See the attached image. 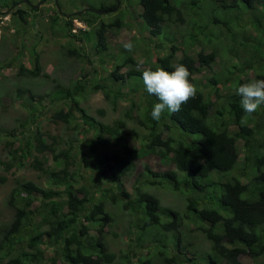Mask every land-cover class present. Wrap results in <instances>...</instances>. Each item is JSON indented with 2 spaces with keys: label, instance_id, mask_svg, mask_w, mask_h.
Returning <instances> with one entry per match:
<instances>
[{
  "label": "trees",
  "instance_id": "obj_1",
  "mask_svg": "<svg viewBox=\"0 0 264 264\" xmlns=\"http://www.w3.org/2000/svg\"><path fill=\"white\" fill-rule=\"evenodd\" d=\"M126 1L130 6L132 1ZM12 3L14 5L18 1L0 0L1 6L6 9L12 7ZM137 3L142 8L136 17L139 29L149 33L152 38H157L158 41H154L163 51L170 49L165 54L158 55L155 63L151 62V57H147L146 60L149 59L150 63L146 60L143 62L148 64L147 67H142L135 55L125 51L123 47L105 61L109 49L107 33L123 26L126 12L120 11L111 21H96L102 15L98 9L109 12L117 8L119 0L109 4L102 3L100 8L90 3L83 11H75L74 17L70 16L65 22L68 37L93 43L104 63L108 67L114 66L109 72V80L120 82L119 85L115 89L107 84L96 86V89L104 90L105 99L112 106L110 110H98V116L103 120L80 106L77 94L84 92L80 79L72 80L73 85L70 86L62 85L55 79L56 85L52 93L39 94L41 99L50 95L54 101L72 100L81 111L82 118V122H77L75 128L80 132L92 131L86 141L87 158L101 175L112 178L113 184L108 187L99 185V196L84 183L80 184L83 178L79 180V167L70 169L76 162V156L72 153L74 150L79 151L77 148L80 147L76 138L70 139L66 148L59 149L60 137L37 127L36 130L30 129L28 142L24 145L13 148V142L9 140L10 160H0L5 170L16 164L23 165L31 150L36 149L42 156L35 157L33 167L47 175L48 186H42L34 180L16 179L17 184L9 198V204L15 208L14 218L0 228V258H7L5 264H44L46 259L50 262L45 264H57V258H62L67 264H118L117 254L110 251L106 238L109 230L107 227L116 221V215L106 207L109 202L129 215V230L134 223L138 229L134 243H141L140 247L148 239L146 233H173L176 249H173L172 255L166 250L167 243L159 244L155 241L144 256L134 255L140 264H157L156 260L162 264H178L176 251L192 256L179 264H247L241 260L243 253L251 254L256 260L264 256V105L251 117L243 112L236 89L253 79H243L231 69L240 68L239 73L253 70L256 79H264V0H137ZM132 7L134 8V2ZM183 7L202 18V21L208 18L214 25L223 26L227 33L232 34L234 41L235 35L240 33L235 31L234 23L245 29L250 24L254 29L255 35L240 41L246 47V41L251 40L250 49L247 50H253L252 57L247 52L248 58L243 57L244 61L241 59L235 65L228 66L231 70L226 71L229 73L227 81L231 82L232 88L223 94L219 89L223 84L221 75L216 73L211 77L209 85L216 90V99L213 101V92H205L200 87L199 79L193 76L203 72L206 67H212L219 53L215 49L208 52L206 47H201L196 53L190 49L192 42L201 40L195 32L202 33L207 24L195 22L189 36L184 34L180 57L176 55L180 45L175 41V34H170L166 27L170 19L184 21ZM79 11L82 12L78 13ZM18 13L26 21V11L19 9ZM245 13L251 15L241 23L239 20ZM74 18L85 21L86 28H80L79 33L72 32ZM164 42H170V46L166 47ZM76 52L79 54L77 50L71 51ZM224 54L226 55V51ZM234 57L238 59V56ZM226 60L229 59L222 57L223 63ZM176 64H183L189 69V79L196 86L197 95L183 104L180 112H165L159 121H155L150 113L157 99L145 91L142 72L148 68L172 71ZM40 69L37 55L35 68L28 69L22 64L20 74L28 73L36 77L40 74ZM123 84L129 86L126 93L134 96L137 94L139 101L134 97H125L130 99L129 106L122 108L119 117L110 119L108 111L113 115L117 113L118 100L125 95L122 93ZM25 92L30 93L31 100L36 98L30 88L24 87L18 88L17 97ZM25 101L23 105L28 102ZM28 109L34 122L37 118L34 117L36 110ZM132 112H136V115L133 116ZM52 119L71 124L74 117L60 109ZM134 120L137 124L133 123ZM130 123L132 127L128 129ZM82 124L86 125L84 130H80ZM137 125L146 129L147 133L138 146H133L127 142V137L140 138ZM16 134L12 131L7 136ZM47 137H51L52 141L49 142ZM47 151L53 153L55 167L45 166ZM151 154L159 156L162 165L172 166L157 171L146 164L144 171L137 176L133 190L127 191L124 177L136 169L137 158ZM146 171L154 178L151 179ZM5 180L6 176L1 175L0 182ZM156 185L170 186L174 191L181 190L185 194L186 216L196 222L195 228L211 242V249L203 251L200 262L184 241L179 211L162 205L160 198L147 189ZM37 200L40 204L32 208ZM38 214L43 215L42 221L37 220ZM25 234L28 236L29 250L22 249L17 255H13V250L22 243ZM46 242L59 245L54 255L49 257L42 247ZM153 245L158 249H153ZM132 257L129 253L122 254V264H132Z\"/></svg>",
  "mask_w": 264,
  "mask_h": 264
},
{
  "label": "rangeland",
  "instance_id": "obj_2",
  "mask_svg": "<svg viewBox=\"0 0 264 264\" xmlns=\"http://www.w3.org/2000/svg\"><path fill=\"white\" fill-rule=\"evenodd\" d=\"M11 1V0H10ZM18 3H12V7L9 9L3 8L0 4V160L8 161L10 160L9 140L13 142L12 147L16 148L21 144H26L30 136V129L36 130L39 127L42 131H46L51 135H58L61 139L59 143V149H64L68 146V141L72 138H76L78 143L77 149L79 151H73L75 155V164L70 166V169L78 168L80 184L84 183L87 185L92 192H95L96 196L101 195V189L98 188L99 185L102 187H108L113 184L112 178L109 176H103L102 173L95 170L92 162L87 158V139L90 138L92 131L90 132H80L75 128L77 122H82L80 117L81 111L76 107L72 100H60L54 101L52 96L46 95L43 99L39 97V94L52 93L53 87L56 85L55 79H58L62 85L70 86L73 85L72 80L80 79L84 85V92L82 94H77L80 100V106L85 107L88 112L94 116H98V110L100 108H106L110 110L112 106L108 104L105 99V93L103 89H96L97 84H107L115 89L120 82H115L109 80V72L114 68L108 67L102 56L96 53L95 46L93 43H86L85 40L80 41L79 39L70 38L67 36V28L65 27L66 19L74 15V12L78 9L83 11L84 7L90 5H96V8H100L102 3L109 4L116 0H17ZM134 2V8H131L126 0H119V5L117 8L110 10L109 12H102L100 18H96V21L101 19L105 21H111L115 18L120 11L126 12V18L124 19V24L118 30H109L107 33V41L109 45L108 55H105V61L108 60L113 54L118 52L122 48L123 42L131 39L135 43V48L132 53L135 55L136 59L142 63V67H147L150 60H146L147 57H151V62L155 63L158 55L165 54L170 51L167 49H160L155 41L157 38H152L149 33L142 32L139 29V20L136 17L141 12V5L137 3V0H131ZM60 7V12L58 10V4ZM31 3L32 5H30ZM128 7V8H127ZM126 8V10H125ZM130 8V9H129ZM19 9L26 11L24 15L26 21L21 19ZM184 21L169 20L166 23L167 30L171 34H175V41L180 45V50H177V56L182 55L183 40L185 38L184 34L188 37L189 31H192V26L196 23L207 24V28L203 29V32H195L201 40H195L191 43V52L196 53L201 47H206V51L210 52L216 50L219 53L217 61L212 67H206L203 72L195 74L193 77L199 79L200 87L203 90L211 91V100L216 99V90L209 85L211 77H214L216 73H219L222 78V85L219 87L223 94L232 88L231 82L227 81L229 73L227 70H231L234 74H239L243 79L254 77V71L249 70L245 73H239L240 68H229L235 65L237 61L240 62L245 60L243 57H252L249 41L246 47L240 43L246 37L255 35L253 28L248 24L247 29L238 26L237 23L233 24L235 31H240L239 34L235 35L236 40H232L231 33H227L223 26L214 25L208 20V18H202L196 14H192L187 7H183ZM79 11L78 13H81ZM60 15V16H58ZM250 13H245L242 15L241 23L245 22ZM57 17L55 20L54 18ZM74 17V16H73ZM202 21V22H201ZM85 21L80 18H74L73 20V30L72 32L79 33L80 26H84ZM196 22V23H195ZM239 23V22H238ZM77 29L76 30L74 29ZM85 29V28H82ZM143 37H145L143 39ZM155 39V41H154ZM148 41L149 43H146ZM154 41V42H152ZM166 47L170 46V42H164ZM85 47V49H83ZM235 48V51H234ZM182 49V50H181ZM77 50L79 54L71 53V51ZM226 51V55L224 54ZM38 55L40 63V74L36 77L30 76L28 73L20 74L21 65L23 64L28 69H34L36 65V57ZM234 56H238V59ZM222 57L228 58L224 63L222 62ZM234 57V59H232ZM248 58V57H247ZM148 64H144V61ZM229 66V67H228ZM227 68V69H226ZM223 69V71H222ZM126 70V68H124ZM222 73V74H221ZM30 88L35 94L36 98L31 100L30 93L25 92L21 97H17L18 88ZM206 89H205V88ZM211 87L213 89H211ZM123 97L118 100L117 113L113 115L112 112L108 111L110 119L114 117H119L122 108L128 107L130 99L133 97L136 101H139V96L136 94L126 93L129 91L128 84H123L122 86ZM77 93V92H76ZM75 93V94H76ZM129 97L130 99H126ZM26 100V105H23V101ZM35 109L37 117L33 122L30 114V110ZM64 109L70 117H74L71 124H67L61 120L54 121L52 119L54 113L57 110ZM133 116L136 112H132ZM100 119L103 120L101 117ZM107 119V118H106ZM132 122V121H130ZM137 124L136 121H133ZM138 126V132L140 135L139 139H133L127 137V142L133 146H138L141 142L140 140L147 133V130ZM132 127V123L128 125V129ZM86 125L81 126L80 130H84ZM17 133L16 136H7L10 132ZM48 141L51 142L52 138L47 137ZM124 142V141H123ZM115 148V147H114ZM78 153V154H77ZM244 152L241 148V158H243ZM41 157L42 154L36 151V149L31 150L29 158L24 160L23 165H18L5 170V166L0 162V176L5 175V182H0V228L5 224L10 223L14 218L15 208L9 204L10 193L16 186V179L21 180H34L36 183L42 186H48L47 175L40 170L33 167L35 157ZM48 157L46 167H55V159L51 151L46 152ZM243 161V160H240ZM148 164L153 170H160L163 168H168L172 165H162L160 162V157L151 154L148 157L137 158L136 159V169L129 175L124 177L125 187L127 191L131 192L134 187V182L139 175L145 169V165ZM146 174L153 179V175L146 171ZM82 176V177H81ZM147 176V175H146ZM76 184V186H80ZM147 189L154 192L161 200V204L164 206L172 207L177 209L181 215L182 227L181 231L185 234L184 241L189 245L191 251L195 252V257L198 262H200V255L203 251H209L211 249V242L205 237V235L196 229L197 226L195 221L189 220L186 216L187 209L186 196L179 191H174L170 186L156 185L147 187ZM81 196L83 194H80ZM122 197V196H121ZM57 199V198H56ZM59 199H57L58 201ZM40 202L37 200L32 205V208L38 206ZM106 207L116 215V221L107 227V242L110 251L117 254L116 261L118 264H122V254H130L133 259L132 264H140V262L135 258L134 255L144 256L148 249L153 243L162 242L168 244V254H173V249L175 251L176 246L175 238L173 233L164 232L156 233L154 232L146 233L148 239L141 246V243H134L136 239V232L138 229L133 223V227L129 230L130 218L123 210L118 208L116 205H112L110 202L106 204ZM43 215L38 214L37 220L42 221ZM135 223L137 221L134 220ZM36 224H39L36 222ZM42 228H46L42 226ZM191 229H194L191 232ZM116 233V234H115ZM182 234V237H183ZM1 238V234H0ZM28 236L25 234L22 243L13 250V255H17L22 249H27ZM185 244V243H184ZM46 250V256L54 255L55 249L59 245L53 242H46L42 245ZM153 249H158L157 246L153 245ZM179 252V251H178ZM176 251V256L178 262L187 261L188 256L184 253ZM2 251L0 250V255ZM57 264H67L62 258H57ZM241 260L247 264L264 263V256L260 259H254L251 254L243 253L241 255ZM6 260L0 258V264H5ZM157 261V264H162L161 261ZM50 260L44 261L49 263ZM178 263V264H179ZM125 264V263H124Z\"/></svg>",
  "mask_w": 264,
  "mask_h": 264
},
{
  "label": "clouds",
  "instance_id": "obj_3",
  "mask_svg": "<svg viewBox=\"0 0 264 264\" xmlns=\"http://www.w3.org/2000/svg\"><path fill=\"white\" fill-rule=\"evenodd\" d=\"M58 10L60 12L59 4ZM80 27L86 28V24ZM122 47L125 51L132 52L135 43L129 39L123 42ZM190 76L189 69L183 64L174 65L172 71L148 68L142 72L145 91L157 99L150 113L153 120L159 121L165 112L170 114L180 112L183 104L196 97L197 89L190 82ZM236 94L240 97L243 112L251 117L261 105H264V79H253L243 83L236 89Z\"/></svg>",
  "mask_w": 264,
  "mask_h": 264
},
{
  "label": "water",
  "instance_id": "obj_4",
  "mask_svg": "<svg viewBox=\"0 0 264 264\" xmlns=\"http://www.w3.org/2000/svg\"><path fill=\"white\" fill-rule=\"evenodd\" d=\"M98 12H104V10H102V9H98Z\"/></svg>",
  "mask_w": 264,
  "mask_h": 264
}]
</instances>
